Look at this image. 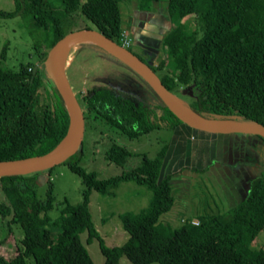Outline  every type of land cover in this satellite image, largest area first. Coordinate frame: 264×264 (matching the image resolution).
I'll use <instances>...</instances> for the list:
<instances>
[{
	"label": "trees",
	"instance_id": "trees-1",
	"mask_svg": "<svg viewBox=\"0 0 264 264\" xmlns=\"http://www.w3.org/2000/svg\"><path fill=\"white\" fill-rule=\"evenodd\" d=\"M119 1L58 0V7H54L50 0H24L22 6L17 2L13 12L0 11V19L22 11L32 27L46 31L49 38L47 50L38 55L36 64H20L15 71L0 66V162L43 155L65 138L70 116L62 95L42 67L47 51L68 33L66 26L76 13L120 45ZM142 1L162 3L166 14L178 21H173L160 39H150L164 59L156 66L148 64L166 89L173 93L190 88L194 95L191 108L204 118L264 126V0ZM194 17L200 20L193 23ZM144 39L141 36L139 42ZM78 101L85 124L93 127L102 121L130 140L169 126L171 120L175 121L173 129L182 125L161 101L156 107L160 119L153 124L156 114L152 109L112 89H94ZM255 137L264 146V138ZM167 149L164 146L153 159L143 157L129 173L105 180L85 171L77 160L58 164L66 165L85 191L76 206L67 200L60 203L56 219L49 217L54 201L51 184L43 200L36 195L42 172L0 178L6 199V204L0 203L2 238L13 234L12 225H18L22 232L12 261L0 255V264H27L29 258L33 264H94L81 243L83 232L87 233V244L98 242L104 264H118L121 257L131 264H264V245H253L264 231V165L242 201L226 211H204L197 225L187 218L172 227L160 223V217L174 205L172 176L160 178ZM130 156L125 148L112 143L105 159L123 165ZM55 166L46 172L51 174ZM124 181L149 186L153 198L139 213L119 216L129 238L122 246L107 247L92 223L89 196L92 191L103 194L109 186Z\"/></svg>",
	"mask_w": 264,
	"mask_h": 264
},
{
	"label": "rangeland",
	"instance_id": "rangeland-1",
	"mask_svg": "<svg viewBox=\"0 0 264 264\" xmlns=\"http://www.w3.org/2000/svg\"><path fill=\"white\" fill-rule=\"evenodd\" d=\"M19 1L22 6L24 0H0V11H15ZM50 1L54 7H58V0ZM119 8L122 30L126 31L133 44L128 47L131 51L139 52V46L142 44H139V36L160 39L172 23L178 22L166 14L162 3L120 0ZM191 20L197 23L200 19L194 17ZM84 28L95 30L88 20L76 13L65 31L69 33ZM48 42L47 32L34 29L29 16L23 15L22 11L12 18L0 19V66L15 71L20 64H36L38 55L47 50ZM155 49L151 57L154 66L163 58L160 51ZM63 66L79 100L94 89H112L122 96L147 105L148 109H152L156 114V117L152 116L153 124H158L156 120L160 118L156 107L160 105V99L141 78L101 46L90 42L72 44ZM173 94L190 108L194 103L190 88L176 89ZM165 121L167 123V119ZM173 122L175 121L171 120V125L154 129L133 140L106 126L102 121L98 122V125L92 124L93 127L86 122L80 147L82 153H77L67 161L77 160L78 165L85 171L93 172L99 179L105 180L129 173L141 164L143 157L153 159L167 146L160 178L172 176L174 205L168 213L160 217V223L172 227H178L187 218H191L192 223H198L197 218L204 211H226L242 201L248 194L250 184L258 176L260 166L264 165L262 141L254 135L246 134L209 135L184 125L173 129ZM112 143L122 146L130 153L131 156L123 165H116L105 159ZM38 172L42 173L38 174V185L35 189L37 198L43 200L49 184L52 186L54 201L49 217L56 219L59 216L60 203L64 200L72 206L82 202L85 187L66 165L55 166L51 174H48L46 169L36 173ZM152 198L153 190L149 186L134 181L109 186L103 194L94 191L90 193L91 220L107 247L122 246L129 238L122 229L119 216L125 213H139L149 206ZM0 203L6 204L1 190ZM11 229L13 234L3 239L0 221V255L9 263L16 255V248L20 246L19 241L22 238L18 225H12ZM86 239V232L80 234L81 243L93 263L104 264V256L100 252L98 242L93 240L87 244ZM253 245L257 248L264 245V231L256 237ZM26 263L33 264V260L29 258ZM118 264L131 263L121 257Z\"/></svg>",
	"mask_w": 264,
	"mask_h": 264
},
{
	"label": "water",
	"instance_id": "water-1",
	"mask_svg": "<svg viewBox=\"0 0 264 264\" xmlns=\"http://www.w3.org/2000/svg\"><path fill=\"white\" fill-rule=\"evenodd\" d=\"M83 38L98 42L97 45L104 48L112 57L141 78L182 125L209 135L231 136L246 134L264 138V126L257 122L228 123L204 118L192 108L184 105L173 93L167 90L159 77L151 69V65L143 62L131 50L115 43L100 32L84 28L69 32L56 41L47 51L43 63L46 75L62 95L70 116V125L65 138L55 148L43 155L1 161L0 178L18 174H29L51 168L67 161L80 151L85 127L83 111L69 83L64 66L58 59V54L61 48L68 42ZM72 125L75 127L74 137L67 143H64Z\"/></svg>",
	"mask_w": 264,
	"mask_h": 264
},
{
	"label": "flooded vegetation",
	"instance_id": "flooded-vegetation-1",
	"mask_svg": "<svg viewBox=\"0 0 264 264\" xmlns=\"http://www.w3.org/2000/svg\"><path fill=\"white\" fill-rule=\"evenodd\" d=\"M142 36V35H141ZM141 36L138 37V40L141 38ZM145 39L144 41H142L141 46H139V52L137 51H132L133 54H135L139 59H141L143 62L146 63H151V55L150 52H153L154 50H152V48L154 47L152 43H150V39L154 38V37H149V36H143ZM133 42V41H132ZM140 44V42H139ZM131 46H133V44H131ZM130 50V49H129Z\"/></svg>",
	"mask_w": 264,
	"mask_h": 264
},
{
	"label": "bare ground",
	"instance_id": "bare-ground-1",
	"mask_svg": "<svg viewBox=\"0 0 264 264\" xmlns=\"http://www.w3.org/2000/svg\"><path fill=\"white\" fill-rule=\"evenodd\" d=\"M78 41H83V42H90V43H98L96 42L95 40H92V39H88V38H83V39H76V40H73V41H70L68 42L67 44H65L62 48H61V51H59V54H58V59L59 61L63 64L66 57H67V54L69 52V49L71 47V45L73 43H76ZM74 134H75V127L72 125L71 128H70V131H69V135L68 137L66 138L65 142L64 143H67L68 141H70L73 137H74Z\"/></svg>",
	"mask_w": 264,
	"mask_h": 264
},
{
	"label": "built area",
	"instance_id": "built-area-1",
	"mask_svg": "<svg viewBox=\"0 0 264 264\" xmlns=\"http://www.w3.org/2000/svg\"><path fill=\"white\" fill-rule=\"evenodd\" d=\"M120 45L124 48H128L131 46V40L129 39L126 31L122 30L119 37ZM192 223V222H191ZM193 225H197L198 223H192Z\"/></svg>",
	"mask_w": 264,
	"mask_h": 264
},
{
	"label": "clouds",
	"instance_id": "clouds-1",
	"mask_svg": "<svg viewBox=\"0 0 264 264\" xmlns=\"http://www.w3.org/2000/svg\"><path fill=\"white\" fill-rule=\"evenodd\" d=\"M126 49H128V48H126Z\"/></svg>",
	"mask_w": 264,
	"mask_h": 264
},
{
	"label": "crops",
	"instance_id": "crops-1",
	"mask_svg": "<svg viewBox=\"0 0 264 264\" xmlns=\"http://www.w3.org/2000/svg\"><path fill=\"white\" fill-rule=\"evenodd\" d=\"M171 27V26H170Z\"/></svg>",
	"mask_w": 264,
	"mask_h": 264
}]
</instances>
